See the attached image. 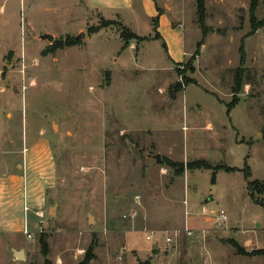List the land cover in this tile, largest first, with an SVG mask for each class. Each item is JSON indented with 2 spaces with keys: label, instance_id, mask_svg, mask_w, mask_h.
I'll list each match as a JSON object with an SVG mask.
<instances>
[{
  "label": "rangeland",
  "instance_id": "374dc122",
  "mask_svg": "<svg viewBox=\"0 0 264 264\" xmlns=\"http://www.w3.org/2000/svg\"><path fill=\"white\" fill-rule=\"evenodd\" d=\"M205 2L200 20L197 0H158L164 19L0 0V173L40 135L52 151L46 212L0 233V264H264L244 174L264 182V0Z\"/></svg>",
  "mask_w": 264,
  "mask_h": 264
},
{
  "label": "crops",
  "instance_id": "0c3cea01",
  "mask_svg": "<svg viewBox=\"0 0 264 264\" xmlns=\"http://www.w3.org/2000/svg\"><path fill=\"white\" fill-rule=\"evenodd\" d=\"M85 1L91 9L102 15L104 11L109 10L112 11V15L119 18H124L129 14L134 18L160 15L164 19L167 15L163 9H160L158 0ZM164 6L166 9H170L169 2H166ZM180 22H172L168 19L166 21L169 26L167 32L171 34L173 43H183V34L174 29L182 27L183 23ZM157 31L159 32L158 28ZM170 53L172 54L171 50ZM182 59L183 57L179 60ZM43 136L40 135L23 146L19 153L4 151L13 155L17 153V156L20 157H17L18 159L9 157V160L5 161L4 172L0 173V233L19 235V232H22L25 234L26 225L30 228L31 218L36 214L44 215L46 212L45 208L49 200L48 190L52 185L50 181L52 151L50 140ZM50 207L51 205L48 207V212ZM34 223L35 226L39 224L36 221Z\"/></svg>",
  "mask_w": 264,
  "mask_h": 264
},
{
  "label": "trees",
  "instance_id": "16d2710c",
  "mask_svg": "<svg viewBox=\"0 0 264 264\" xmlns=\"http://www.w3.org/2000/svg\"><path fill=\"white\" fill-rule=\"evenodd\" d=\"M197 12L199 14L200 20L204 18L205 11H206V2L205 0H197ZM258 0H251V12L254 13L255 9L257 8ZM157 22L155 23V31H157ZM243 56V55H242ZM243 59V58H242ZM243 85V78L239 73L235 75V83L233 88V93L239 94L241 91ZM230 108L228 109V112H230ZM209 164L205 160H197L194 162L189 163L190 168H202V167H208ZM245 178L247 179V185L250 190L251 197L260 203L262 206H264V203L258 201L256 197V193H263L264 192V182H260V180H252L251 178V170L248 165L245 166ZM95 258V256L89 251L86 253V256L84 260L80 264H90V262ZM138 264H148V262L139 261Z\"/></svg>",
  "mask_w": 264,
  "mask_h": 264
},
{
  "label": "water",
  "instance_id": "95a60500",
  "mask_svg": "<svg viewBox=\"0 0 264 264\" xmlns=\"http://www.w3.org/2000/svg\"><path fill=\"white\" fill-rule=\"evenodd\" d=\"M81 35H83V34H80L78 37H81ZM40 37H41L42 39H47V40H49V41H53V39H54V36H53L52 34H49V33H44V34H42ZM131 149H132L133 151L135 150V146L132 145V144H131ZM155 158H156V162H160L161 159H162V158H161V155H160L159 153H157V154L155 155ZM54 208H55V206H51L49 212H52ZM89 220H90V222L93 221L92 216H90ZM153 249H155V250L159 249L158 244L154 245V246H153ZM14 255H15L17 258H19V259H23V258H24V250H16V249H14Z\"/></svg>",
  "mask_w": 264,
  "mask_h": 264
},
{
  "label": "built area",
  "instance_id": "2783aa9c",
  "mask_svg": "<svg viewBox=\"0 0 264 264\" xmlns=\"http://www.w3.org/2000/svg\"><path fill=\"white\" fill-rule=\"evenodd\" d=\"M43 214H41L42 216ZM215 221L216 222H219V223H222V222H225L227 220V214H226V211L224 209H220L218 210L216 213H215ZM25 235L27 238H31L32 237V232L30 230V228L28 227V225H26V228H25ZM188 234L191 235L192 232L189 230L188 231ZM148 238L152 239V236H148ZM168 240H171L170 238H168Z\"/></svg>",
  "mask_w": 264,
  "mask_h": 264
}]
</instances>
